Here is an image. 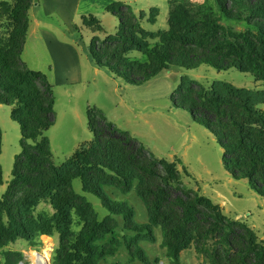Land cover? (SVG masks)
<instances>
[{
    "label": "trees",
    "instance_id": "trees-1",
    "mask_svg": "<svg viewBox=\"0 0 264 264\" xmlns=\"http://www.w3.org/2000/svg\"><path fill=\"white\" fill-rule=\"evenodd\" d=\"M34 2L0 0V103L12 107L22 133V150L0 200V264L8 245L24 239L36 246L43 235H58L53 264H102L124 245L132 259L151 264L141 242H156L158 227L170 264H183L182 253L192 247L210 264H264V240L253 227L226 215L200 189L187 188L176 161L156 156L97 107L87 112L95 139L81 143L63 164L55 163L46 136L56 122L54 86L23 58ZM169 5L170 29L157 32L142 22L156 23L158 6L137 14L123 0L108 5L120 27L103 40L93 39V61L137 85L173 67L202 64L219 71L236 68L264 83V0H169ZM84 23L103 30L94 15ZM172 99L218 138L230 175L249 179L264 198V110L259 107L264 89L221 81L205 88L183 77ZM2 135L0 127V155ZM184 172L189 174L186 166ZM75 179H81L84 192L100 198L108 210L103 219L74 190ZM3 181L0 164V185ZM110 188L124 194L134 190L146 206L148 223H137L135 207L114 199ZM121 225L130 236H117Z\"/></svg>",
    "mask_w": 264,
    "mask_h": 264
},
{
    "label": "rangeland",
    "instance_id": "rangeland-1",
    "mask_svg": "<svg viewBox=\"0 0 264 264\" xmlns=\"http://www.w3.org/2000/svg\"><path fill=\"white\" fill-rule=\"evenodd\" d=\"M115 1L118 0H38L29 12L32 29L36 27L35 19H40L43 27L32 31L27 38L23 58L29 67L44 72L54 86L56 122L46 136L50 140L55 163L63 164L81 143L95 139L88 125L87 112L89 107H97L111 122L137 137L156 156L176 161L187 188L200 189L202 194L220 205L226 215L247 223L264 240V198L252 188L249 179H235L230 175L218 138L206 126L196 122L190 111L176 107L172 99L183 77H189L205 88L221 81L263 90L264 83L236 68L219 71L208 64L193 69L177 66L143 84L128 83L124 75L94 62L90 50L95 37L103 40L118 31L120 19L106 10ZM123 1L130 4L137 14L158 6V21L153 24L144 20L142 26L153 32L170 29L169 0ZM189 1L215 3V0ZM90 15L101 21L102 31L85 25L84 17ZM132 54L141 56L137 51ZM259 107L264 110V104ZM11 112L12 107L0 103L3 134L0 164L4 177L0 185V200L12 180L15 157L22 150L21 128L12 119ZM184 166L189 174L184 172ZM73 187L94 205L100 219L108 214L99 197L84 192L81 179H75ZM108 191L114 199L125 200L135 207L137 223H148L146 206L134 190L127 194L116 188ZM130 234L123 225L117 232L120 238ZM155 234L156 242L144 240L141 245L151 264H170L166 249L161 246L160 227L155 229ZM40 242L36 246L24 239L11 243L1 254L2 264H30V254L42 257L48 245L52 247L48 264H53L58 235H43ZM181 257L183 264H210L193 247L184 251ZM102 264L144 263L132 259L124 245Z\"/></svg>",
    "mask_w": 264,
    "mask_h": 264
},
{
    "label": "bare ground",
    "instance_id": "bare-ground-1",
    "mask_svg": "<svg viewBox=\"0 0 264 264\" xmlns=\"http://www.w3.org/2000/svg\"><path fill=\"white\" fill-rule=\"evenodd\" d=\"M51 245H48L47 248L43 251V256L40 257L36 255L35 253L30 254V264H48L49 263V258L51 254ZM21 264H26V263H21Z\"/></svg>",
    "mask_w": 264,
    "mask_h": 264
},
{
    "label": "crops",
    "instance_id": "crops-1",
    "mask_svg": "<svg viewBox=\"0 0 264 264\" xmlns=\"http://www.w3.org/2000/svg\"><path fill=\"white\" fill-rule=\"evenodd\" d=\"M38 0H35V2H37ZM35 2H34V4H35ZM34 4H33V6H34ZM37 5V4H36ZM32 6V7H33ZM30 16V15H29ZM35 23H36V27H34L33 29H32V26H31V21H30V29H29V34H28V38H29V36L31 35V32L32 31H36L38 28H41V27H43V26H41L42 25V21L40 20V19H35ZM30 68H32V67H30ZM32 69H34V68H32ZM34 70H37V69H34ZM40 71V70H39Z\"/></svg>",
    "mask_w": 264,
    "mask_h": 264
}]
</instances>
